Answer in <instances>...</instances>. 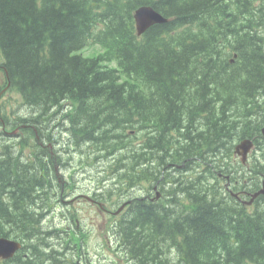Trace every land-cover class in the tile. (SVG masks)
<instances>
[{
	"label": "trees",
	"instance_id": "obj_1",
	"mask_svg": "<svg viewBox=\"0 0 264 264\" xmlns=\"http://www.w3.org/2000/svg\"><path fill=\"white\" fill-rule=\"evenodd\" d=\"M140 5L168 21L138 37L132 14ZM92 44L102 49L97 56L75 54ZM0 55L11 91L33 110L24 119L20 104L0 107V132L21 134L14 146L0 144V237L23 245L0 264H45L42 252L55 263L48 234L57 231L42 229V212L59 193L60 162L44 146L42 121L61 101L78 103L69 146L96 156L118 151V164H131L120 177L128 184L139 177L129 136L139 124L145 171L170 151L174 161L189 154L225 170L233 144L251 138L260 149L254 172L264 174V0H0ZM194 181L188 218L179 210L178 219L155 216L144 205L117 221L128 254L142 264H264V200L248 209ZM171 240L176 263L162 250Z\"/></svg>",
	"mask_w": 264,
	"mask_h": 264
},
{
	"label": "rangeland",
	"instance_id": "obj_2",
	"mask_svg": "<svg viewBox=\"0 0 264 264\" xmlns=\"http://www.w3.org/2000/svg\"><path fill=\"white\" fill-rule=\"evenodd\" d=\"M79 52L83 56H94V55L101 53L102 49L98 45L92 44L80 50ZM0 61H1V58H0ZM110 67L116 68V63L113 62L112 65H110ZM1 99L4 104L10 106L11 108L15 107L21 101L18 95L13 94L11 92L4 93ZM50 117L51 115L50 116L47 115L46 116L47 119L43 123V125L48 126V130H44V135L48 136L50 135L51 132H53L55 136H53L52 139L56 140L57 138L62 136L59 134V132H61L62 129L58 130L60 128H54V129L49 128L48 123L52 122ZM134 144L135 143H132V145ZM55 153L58 155V157L62 159L60 152H55ZM66 154H69V153L67 152ZM164 172H166L168 176H172L171 170H166ZM125 174L126 172L123 170L118 173V176L124 177ZM163 174L164 173L162 171L159 175L163 176ZM166 174L164 178L159 180V183L162 184L164 180H167V178H170L168 176L166 177ZM57 175L60 176L62 179H64L66 182L69 180L73 186L77 185L78 188L83 189V190L88 189V192L86 191L82 193L85 195H89V192H91L92 190H95L97 186L101 185L105 179H108L107 181L110 180L112 190L116 191L117 194L126 188V185L124 182H122L121 184L113 185L112 178H114V172H113V166L110 163L101 162V163L93 164V160L87 161L84 158L80 160L78 157H76L72 167H69L62 171H57ZM160 177H158V179ZM249 177L251 178L249 179L251 186L248 189V192L253 193L258 189L259 178H255L254 175H252V177L250 175H245V179H248ZM161 184H158V187ZM253 186L256 189L253 188ZM152 188H153V184L151 185V189L149 191L144 190L143 192L149 193L152 191ZM93 192L94 191H92V193ZM72 199L74 198H71V197L63 198L62 201L64 203H62L60 206H57V208L59 211L61 210L63 211V213L65 214L64 216L65 218L68 217L69 212L72 213L73 217H72V221L70 222L71 227L76 232H78L79 235L82 237L85 247L89 250L87 255L90 256L91 254H93L94 251H96V253L98 254L97 258L101 260L98 262V264H101V263L103 264L104 261L102 260L105 259V257H109L111 248L108 244H106L103 241L102 238H100L101 234L99 236V233L102 232L106 234L108 227L110 226L111 221L113 219L110 215L106 214V212L104 211L102 212L99 209V207L96 206V204H90L85 199H79V198L78 199L75 198L74 200ZM168 218H171V217L169 216ZM47 224L63 226L66 230V225H65L66 221L62 220V216L57 217L55 219L52 218V219L47 220ZM50 231L53 232V231H56V229L51 228ZM48 235H49L48 241L62 239L61 232H56L55 234L50 233ZM162 250L165 251L167 250V248L164 247V249ZM71 254H74V253L71 252ZM42 255H43V252H42ZM58 256L59 254H57V257ZM62 258L63 259L65 258L64 255L62 256ZM46 264H51V262L47 263L46 261Z\"/></svg>",
	"mask_w": 264,
	"mask_h": 264
},
{
	"label": "flooded vegetation",
	"instance_id": "obj_3",
	"mask_svg": "<svg viewBox=\"0 0 264 264\" xmlns=\"http://www.w3.org/2000/svg\"><path fill=\"white\" fill-rule=\"evenodd\" d=\"M141 146L142 145L140 144V147ZM189 159L190 158L187 157L183 160V162L181 164L170 163V164L165 165V167H163L162 164H160L159 166L155 165L156 168L151 172L150 176L153 180L155 177L161 176L159 178V180H161L162 178H164V176L166 174V172H164L166 169H171V170L177 169V170H181L183 172L182 176L184 177L186 172H189L187 170L189 168V166L186 165V164H188ZM154 160H155V157H154ZM157 162H159L158 156H157ZM146 167H147L146 164L138 165V168H141V169L146 168ZM162 171L164 173L163 176L159 175ZM171 175L175 176L174 173H172ZM247 175L251 176V173H248ZM57 179H58V181L61 182V184H63L62 180H60L58 177H57ZM249 179H251V178L249 177ZM249 179H247V180L243 179V183L246 184L249 181ZM159 180L156 181V183L157 182L158 183L155 186H153L151 193L142 192V190L139 189V192L143 193V194L140 196L132 197V199H133V201H135V203H134V205H131L127 209L124 216H128V215L133 216L134 214H136L138 212V210L141 207L146 205V206H149L150 209L152 208L155 216L160 215L161 214L160 211L163 213L164 216H166V215L169 216V214L167 213V211H169L170 217H171L170 219H178L179 218L177 216L178 213H176V212H177V210H179V212H182L181 215L183 217H186V216L188 217V215H189V202H187V200H190V197H191V193H190L191 186H192L191 182H190V185L188 184V182H180V175H176V179H173V181L176 183L180 182L179 184H177V188L174 186V187H172L171 190L165 191L163 187H161V186L158 187V184H160ZM194 182L197 183L196 181H194ZM166 183L169 185L172 183V181L165 182V180H164L163 184H166ZM178 186H180V187H178ZM193 187H196V186L194 185ZM174 193H177V195H175L174 197H171ZM180 193H182L183 195H180ZM237 193H240L238 195H242V196H243V194H245L246 195L245 197H247L250 194L249 192H246L243 190L237 191ZM126 198H127V196H126ZM235 198L238 199L239 201L241 199L238 196H236ZM82 199H84V198L82 197ZM93 200H94L93 203L104 204L100 200L96 199L95 194H93ZM129 204H130V201L128 203V206H129ZM114 208H115L114 205H109L107 208L104 207L103 210L110 216H117L118 213L113 211ZM61 216H62V214H61ZM114 246H115V251H118L116 244H114ZM61 247H62V245H61ZM68 255H72V254L67 251L65 253V256H68ZM63 262H64V260L62 258V253H61L60 257L58 258L57 264H63ZM77 264H98V263H96L95 259H93L92 261L85 259L82 262L78 261Z\"/></svg>",
	"mask_w": 264,
	"mask_h": 264
},
{
	"label": "water",
	"instance_id": "obj_4",
	"mask_svg": "<svg viewBox=\"0 0 264 264\" xmlns=\"http://www.w3.org/2000/svg\"><path fill=\"white\" fill-rule=\"evenodd\" d=\"M134 20L137 33L144 32L147 28L154 24H161L166 22V19L162 18L152 7L143 6L138 8L134 13ZM264 133V129L262 130ZM252 147L249 140H244L236 146V153L242 156V162L245 161L246 154ZM264 195V181L262 183V189L253 195ZM20 248V244L14 240L6 238H0V259H9Z\"/></svg>",
	"mask_w": 264,
	"mask_h": 264
},
{
	"label": "bare ground",
	"instance_id": "obj_5",
	"mask_svg": "<svg viewBox=\"0 0 264 264\" xmlns=\"http://www.w3.org/2000/svg\"><path fill=\"white\" fill-rule=\"evenodd\" d=\"M57 105H58V104H57ZM48 113H49V112H48ZM49 116H50V115H49ZM42 119H43V118H42ZM58 130H61V129H58ZM59 134L62 135V136H64V135H65V131H64V130H61V132H59ZM47 138H49L51 141L53 140L51 135H48ZM206 161H207V160H206ZM211 163H212V162H211ZM211 163L209 162V164H208L209 167H213V164H211ZM263 164H264V163H263ZM216 165H217V164H216ZM42 166H43V165H42ZM25 168H26V167H25ZM228 169L230 170V171H229V174H228L229 176H231V177H234V176L237 177V176H238V175L236 174V172L234 171V169H232L231 167H229ZM44 174H45V172L43 173V175H44ZM49 174H50V173H49ZM49 176H50V175H49ZM44 177H45V176H44ZM49 178H50V177H49ZM196 179H197V178H196ZM248 179H249V178H248ZM51 184H52V183H51ZM186 185H187V184H186ZM189 185H190V184H189ZM194 185H195L196 187H198V183L193 182V185H192V186H194ZM46 187H47V186H46ZM51 187H52V186H51ZM178 187H180V186H178ZM196 187H195V188H196ZM253 188H255V187L253 186ZM47 189H48V188H47ZM192 189H193V188H192ZM255 189H256V188H255ZM49 190H51V189H49ZM190 191H191V190H190ZM42 192H43V191H42ZM200 192H201V190H200ZM46 193H47V192H46ZM145 194H146V193H145ZM47 195H48V194H47ZM180 195H183V194L180 193ZM49 197H50V196H49ZM47 198H48V197H47ZM218 199H219V198H218ZM190 200H191V197H190ZM217 201H218V200H217ZM201 202H202V198H201ZM202 204H203V202H202ZM202 204H201V205H202ZM197 205H198V204H197ZM171 206H172V205H171ZM145 208H146V207H145ZM168 217H169V216H168ZM188 217H189V215H188ZM188 217H187V218H188ZM183 221H184V220H183ZM186 224H187V223H186ZM5 236H6V235H5ZM141 237H142V236H141ZM43 256H44V257H42V258H43L45 261H47V259H46V255H45L44 253H43ZM45 264H46V263H45ZM176 264H177V263H176Z\"/></svg>",
	"mask_w": 264,
	"mask_h": 264
}]
</instances>
